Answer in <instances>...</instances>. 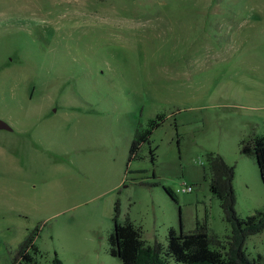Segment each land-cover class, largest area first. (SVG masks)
I'll return each mask as SVG.
<instances>
[{"label":"rangeland","instance_id":"374dc122","mask_svg":"<svg viewBox=\"0 0 264 264\" xmlns=\"http://www.w3.org/2000/svg\"><path fill=\"white\" fill-rule=\"evenodd\" d=\"M161 114L129 162L138 122ZM0 121V264L37 228L41 264H122L109 253L117 199L149 245L166 248L180 221L208 219L225 239L206 154L235 167L239 217L264 207L240 152L264 136V0H0ZM245 251L264 256V232Z\"/></svg>","mask_w":264,"mask_h":264},{"label":"trees","instance_id":"16d2710c","mask_svg":"<svg viewBox=\"0 0 264 264\" xmlns=\"http://www.w3.org/2000/svg\"><path fill=\"white\" fill-rule=\"evenodd\" d=\"M167 121L161 114L148 123L138 122L131 143L129 162L143 159L142 148L151 146L153 133ZM241 154L254 157L257 161L262 182L264 183V136H257L241 142ZM151 162L155 164L156 150L150 149ZM206 179L210 191L216 198L224 214V220L230 226L231 233L225 239L219 237L210 227L208 219L196 223L193 231L186 232L180 221V231L171 228L167 235V247L156 241L149 245L144 239V230L130 218L122 222L120 199L114 205V231L109 238V253L122 264H264V256L250 258L245 245L251 236L264 232V207L254 214L241 218L236 212V192L234 189L235 167L216 153L205 156ZM145 185V184H144ZM156 187L159 184H147ZM165 192L175 201L176 193L169 187ZM39 228L30 233L12 258V264H41L43 254L35 244ZM51 264H64L59 255H55Z\"/></svg>","mask_w":264,"mask_h":264},{"label":"water","instance_id":"95a60500","mask_svg":"<svg viewBox=\"0 0 264 264\" xmlns=\"http://www.w3.org/2000/svg\"><path fill=\"white\" fill-rule=\"evenodd\" d=\"M0 129L11 130V128L4 122L0 121Z\"/></svg>","mask_w":264,"mask_h":264},{"label":"built area","instance_id":"2783aa9c","mask_svg":"<svg viewBox=\"0 0 264 264\" xmlns=\"http://www.w3.org/2000/svg\"><path fill=\"white\" fill-rule=\"evenodd\" d=\"M193 191V187H184L180 192H184V193H190Z\"/></svg>","mask_w":264,"mask_h":264},{"label":"crops","instance_id":"0c3cea01","mask_svg":"<svg viewBox=\"0 0 264 264\" xmlns=\"http://www.w3.org/2000/svg\"><path fill=\"white\" fill-rule=\"evenodd\" d=\"M210 184V183H209ZM165 228H166V231H165V234H167L168 233V231L171 229V228H174L175 229V227H173V225H171V224H169V225H165Z\"/></svg>","mask_w":264,"mask_h":264},{"label":"flooded vegetation","instance_id":"af4514ba","mask_svg":"<svg viewBox=\"0 0 264 264\" xmlns=\"http://www.w3.org/2000/svg\"><path fill=\"white\" fill-rule=\"evenodd\" d=\"M9 126V125H8ZM10 127V126H9ZM11 128V127H10ZM0 130H6V129H0ZM6 131H12V129L11 130H6Z\"/></svg>","mask_w":264,"mask_h":264}]
</instances>
